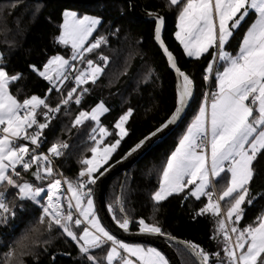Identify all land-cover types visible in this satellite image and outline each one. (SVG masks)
Wrapping results in <instances>:
<instances>
[{"label": "snow or ice", "instance_id": "6c2138e0", "mask_svg": "<svg viewBox=\"0 0 264 264\" xmlns=\"http://www.w3.org/2000/svg\"><path fill=\"white\" fill-rule=\"evenodd\" d=\"M168 3L179 6L175 38L182 45L184 54L195 59L206 54L212 56L204 79L211 78L215 66L221 61L223 70H215L216 91L210 94L211 102L209 104L206 100L203 103L179 146L166 161L159 187L152 199L158 204L169 196L185 193L186 189L185 198H207V203L196 215L211 214L217 217L212 238L222 237L223 247L210 254L200 245L186 242V247L196 258V264H264V214L252 224L238 226L243 218L242 205L252 203L249 185L254 176L253 161L259 153L264 152V0H168ZM250 15H254L255 19L233 55L225 50L226 46ZM63 16L58 42L70 45L71 58L55 55L48 59L42 69L30 66L49 82L50 94L53 90L61 91L64 81L69 79V70L74 67L73 61L79 59L81 63H86V68L76 69V87H72L56 107H51L46 97L32 95L18 99L10 91V86L20 80L22 74H10L3 66L0 55V222H6L9 216L15 217V211L5 199L9 189H16V196L20 200L33 201L41 208L35 223L14 241V246L4 254L0 264H24L20 257L32 254L33 249L41 243L39 237L54 227L79 246V252L89 264H102L91 254V250L104 245L109 246L107 264H113L117 258L119 264H170L156 248L129 245L111 234L101 224L91 198V189H88L89 184L96 183L94 174L107 164L121 140L128 135L125 124L132 116V109H128L115 123L119 138L111 143L104 141L113 133L99 124L100 116L109 111L103 102L90 112L81 111L76 116L73 126L91 120L97 124L93 132H98V136L91 137L94 142L90 148L91 157L81 160L83 168L78 173L80 180L77 183L57 178L62 174L54 171L52 157L63 155L62 150L68 147L67 143L52 144L48 154L37 152L43 130L49 126L52 114L59 112L61 105H68L73 98L76 104H80L88 89L82 88L74 97L77 87L89 82L95 84L109 61L103 55L99 57L102 64L86 58V54L107 43L103 36L89 42L101 24V18L87 15L78 17L71 11H65ZM164 23V18L157 15L154 37L178 77L177 106L172 117L157 132L180 119L194 90V81L178 66L173 53L161 39ZM41 109L46 111H38ZM39 116L44 117V122L38 120ZM145 140L132 151L140 148ZM33 165L35 170L31 175L34 181L41 182V186L22 177L21 170L27 172ZM217 179L226 181V186L222 194L214 199V192L209 189L214 188V180ZM45 181L46 187L43 186ZM64 184H67L68 195L63 194ZM225 200L228 206L223 211L220 201ZM119 210L124 212L123 207ZM118 223L121 229L128 230L130 221L126 216ZM138 224L141 233L163 234L158 224L146 222L143 218L139 219ZM43 243L47 244L48 241Z\"/></svg>", "mask_w": 264, "mask_h": 264}, {"label": "trees", "instance_id": "16d2710c", "mask_svg": "<svg viewBox=\"0 0 264 264\" xmlns=\"http://www.w3.org/2000/svg\"><path fill=\"white\" fill-rule=\"evenodd\" d=\"M141 1L147 10L158 12L165 17L164 40L178 58L180 68L194 81V98L176 132L129 170L121 198L124 213L119 210L121 207L118 202L124 173L116 175L110 181L106 193L107 204L117 222L122 221L125 215L129 217L133 231L139 230L138 221L143 218L146 222L158 224L164 235L198 244L212 254L220 251L223 245L222 237L212 238L217 227V217L211 214L196 215L207 203L206 197H201L200 200L191 196L185 198L186 189L185 193L169 196L158 204L152 199L153 193L159 187L166 161L198 114L200 104L206 96L207 82L204 75L212 56L206 54L200 59H195L184 54L182 45L175 38L179 6L170 5L168 0ZM68 8L76 10L80 15L88 14L101 18L102 22L91 41L103 36L107 45L103 44L94 50L88 59L102 64L99 60L101 55L109 58L104 73L95 84L89 82L77 87V92L82 88L88 89L80 104L72 103L67 110L65 107L61 108L44 133L46 149L54 143H67L68 147L62 150L63 155L57 157V162L65 178L77 183L78 173L83 168L81 160L92 155L90 148L94 146L91 137L94 135L92 131L95 122L86 120L82 125L73 126L76 116L81 111L90 112L103 102L109 111L100 116L99 122L113 133L105 140L106 143H111L119 138L116 135L117 129L114 128L116 121L128 109H132V116L126 123L128 135L121 140L107 164L100 169L102 172L171 116L176 108V80L167 59L154 40L155 23L145 22L133 16L129 3L123 0H103L85 5L67 0H0L2 64L10 74H22V78L10 86V91L18 99L23 100L32 95L46 97L52 107L61 100L63 94L66 96L72 87H76L72 82L63 90H53L49 94V82L30 67L35 65L42 69L55 54L66 57L72 55L69 46L58 42L63 13ZM254 19L255 16L250 15L234 32L227 45L232 53H237L240 42ZM252 167L254 176L249 185L252 203L242 205L243 218L239 227L252 224L258 216L264 214V152L257 155ZM34 170L35 165L27 172L21 170L22 177L41 186L40 181L33 180L31 172ZM100 172L96 173V177ZM46 184L47 181L43 182V186ZM225 186L226 181L215 180L219 193ZM88 187L93 193V184ZM210 191L214 192L216 199L215 188L210 187ZM6 197L9 207L15 211V217H12L15 225L5 237L1 251L10 250L14 241L28 231L41 213L40 206L35 202L20 200L16 196V189H9ZM221 203L222 210L226 211L227 200ZM39 239L41 243L33 249L32 254L20 257L24 264H89L79 252V246L62 235L59 229L54 227L52 231L44 232ZM45 240L48 241L47 244L43 243ZM108 247L104 245L100 249H93L91 254L102 264H107ZM173 247L182 264H196V259L186 249L176 244H173ZM3 259L4 257L1 260Z\"/></svg>", "mask_w": 264, "mask_h": 264}, {"label": "water", "instance_id": "95a60500", "mask_svg": "<svg viewBox=\"0 0 264 264\" xmlns=\"http://www.w3.org/2000/svg\"><path fill=\"white\" fill-rule=\"evenodd\" d=\"M71 1L73 3L85 5V4H92L95 2L103 1V0H67ZM130 5V11L135 16L136 18L145 21V22H154L156 24V16H161L164 18L165 17L155 11L152 10H147L141 0H123ZM165 27H166V20L164 23V26L161 31V39L164 42V45L168 48L169 51H171L166 44L164 40V33H165ZM154 40L157 44V46L160 48L162 53L164 54L165 58L167 59L166 54L163 51V48L161 47L160 43L155 39ZM173 53V51H171ZM174 57L177 60L178 66V58L176 55L173 53ZM169 65V63H168ZM180 67V66H179ZM170 68V65H169ZM170 70L174 73L175 75V87H176V106H177V84H178V77L173 69L170 68ZM184 71V70H183ZM185 72V71H184ZM186 73V72H185ZM187 74V73H186ZM195 90V89H194ZM194 90H193V96L191 97L188 105L186 106L184 112L181 114L180 119H178L175 123L169 124L167 127L163 128V131L157 132V129H160L163 125L167 123V121L172 117L173 113L171 116L163 123L161 124L157 129H155L153 132H151L149 135L146 137H150V139L145 140V143L140 147L137 148L136 151H132L134 146L128 153H126L120 160L116 161L109 167H107V171L103 170V175H99L96 179V183L93 184V197H94V203L96 207V211L104 224V226L110 231L111 234H113L117 239L127 242V243H142L146 245H151L162 251L165 256L168 258L170 261V264H182V261L173 247V244H176L178 246L183 247L186 249L188 252L190 250L186 247V242L177 239L175 237H170L164 234H144L141 233L139 230L138 231H133L131 229V221L128 216H126L130 223H129V228L127 231L121 229L119 227V223L115 220L113 217L109 206L107 204V198H106V193H107V188L110 183V181L118 174L124 173L123 175V180L120 186V191H119V204L121 207V198H122V190L124 186V182L126 179V176L129 172V170L134 167L139 161H141L148 153H150L154 148H156L159 144L163 143L166 139H168L180 126L182 121L184 120L185 116L187 115L191 104L193 102L194 98ZM175 111V110H174ZM152 133H156V135H152ZM141 140V141H142ZM140 141V142H141ZM139 142V143H140ZM138 143V144H139ZM124 213V212H122ZM191 253V252H190ZM194 257V255H192ZM195 258V257H194ZM196 259V258H195Z\"/></svg>", "mask_w": 264, "mask_h": 264}, {"label": "built area", "instance_id": "2783aa9c", "mask_svg": "<svg viewBox=\"0 0 264 264\" xmlns=\"http://www.w3.org/2000/svg\"><path fill=\"white\" fill-rule=\"evenodd\" d=\"M102 45H103V44H102ZM105 45H107V43H105ZM90 54H91V53L86 54V58H87V59H88V57H89ZM72 63H73V65H74V67H73L72 69L69 70V72H68L69 79H67V80L64 81V84H63L62 90H63L67 85H69L70 83H72V82L75 83L74 77H75V75L77 74L76 69H84V68H86V63H81L79 59L76 60L75 62H72ZM219 64H220V62H219ZM219 64L215 66V68H214V72H213L211 78L208 79V80H206V82H207V101H208V103L211 102V95H210V94L213 92V85H212V84H213L214 79L216 78V76H215V70L219 68ZM205 75H206V73H205ZM205 75H204V76H205ZM80 92H81V90L78 91L77 94H79ZM77 94H76V95H77ZM65 97H66V96H64V94H63L61 100H62L63 98H65ZM82 98H83V96H82ZM82 98H81V99H82ZM61 100H60L57 104H60ZM72 103H75V102H74V98H73V100H72L71 102H69L68 105H61V108L65 107L66 110H67L68 107H69ZM57 104H55V105L52 106V107H56ZM57 114H58V112H57V113H53V114H52V116H53L52 119H55V118L57 117ZM52 119H51V120H52ZM38 120H40V122H44V117H43V116H39V117H38ZM45 130H46V128L43 130V136L41 137V144H40V147L37 149V152H38V153L48 154V149L44 148V144H45L44 133H45ZM30 131H31V130H30ZM25 143H27V142H25ZM29 146L32 147L31 145H29ZM52 161H53L54 171H55L57 174H62V175H58L57 178H60L61 180H64V179H65V176L63 175L62 169H61V167L59 166V164H58V162H57V157H52ZM79 180H80V177L78 178V181H79ZM46 186H47V184L45 185V187H46ZM62 189H63V194H64V195H68V193H67V191H66V190H67V184L62 185ZM5 199H6V202H7V197H6V195H5ZM14 225H15V223L13 222V219H12L11 216H9V218L7 219L6 222H0V247H2L3 244L5 243L4 239H5V237L10 233V231L13 229ZM8 251H9V250H8ZM8 251H5V250H4V251H1V250H0V260L4 257V254H6Z\"/></svg>", "mask_w": 264, "mask_h": 264}, {"label": "rangeland", "instance_id": "374dc122", "mask_svg": "<svg viewBox=\"0 0 264 264\" xmlns=\"http://www.w3.org/2000/svg\"><path fill=\"white\" fill-rule=\"evenodd\" d=\"M65 11H71V12H75L76 14H77V16L78 17H83V16H85V15H87V16H91V17H97V16H95V15H88V14H84V15H80L76 10H74V9H66ZM99 18V17H98ZM63 22H64V19H63ZM63 24V23H62ZM98 28V27H97ZM97 30V29H96ZM61 31H62V28H61ZM95 32L96 31H94L93 32V34H92V36L89 38V42H92V41H94V40H92L91 41V39H92V37L94 36V34H95ZM69 47H70V45H69ZM71 48V47H70ZM226 51H228V52H230L231 53V51L227 48V46H226V49H225ZM55 55H61V56H64V55H62V54H55ZM55 55H53V56H55ZM53 56H51V57H53ZM50 57V58H51ZM66 59H70L71 58V56L70 57H66V56H64ZM95 62V61H94ZM223 65V62L221 61L220 62V64H219V68H218V70L219 71H221V66ZM215 80H216V78L214 79V81H213V92H215L216 90L214 89V84H215ZM207 90V89H206ZM207 100V91H206V96H205V98L203 99V101H202V103L200 104V107L203 105V103L205 102ZM210 104V103H209ZM200 107H199V109H200ZM198 112H199V110H198ZM118 121V120H117ZM116 121V122H117ZM192 123V122H191ZM190 123V124H191ZM99 124H100V122H99ZM100 126H102V125H100ZM104 127V126H103ZM94 128H97V124H96V122H95V127ZM106 128V127H105ZM125 128H126V124H125ZM118 131V130H117ZM93 132V131H92ZM93 134L94 135H97L98 136V132L97 133H94L93 132ZM106 140V139H105ZM105 142V141H104ZM106 143V142H105ZM113 154V153H112ZM90 158V157H89ZM109 161V160H108ZM106 164H104L103 166H105ZM95 176H96V173L94 174ZM189 187H191V186H189ZM88 189H90L89 187H88ZM88 189H85V191H87ZM91 198L93 199V202H94V197H93V193L91 192ZM94 207H95V203H94ZM95 210H96V207H95ZM110 211H111V213H112V209L110 208ZM96 213H97V211H96ZM112 215H113V213H112ZM97 216H98V218L100 219V217H99V215H98V213H97ZM100 222H101V224L104 226V224L102 223V221H101V219H100ZM107 229V228H106ZM108 230V229H107ZM121 241V240H120ZM122 242H124V241H122ZM124 243H127V242H124ZM127 244H129V245H139V246H141V247H145V248H147V247H153V248H156V247H154V246H151V245H146V244H142V243H127ZM157 249V248H156ZM108 250H109V247H108ZM158 251H160L159 249H157ZM162 254H164L162 251H160ZM165 255V254H164ZM166 257V256H165ZM167 258V257H166ZM168 259V258H167ZM113 264H119V258H117V261H114L113 262Z\"/></svg>", "mask_w": 264, "mask_h": 264}, {"label": "crops", "instance_id": "0c3cea01", "mask_svg": "<svg viewBox=\"0 0 264 264\" xmlns=\"http://www.w3.org/2000/svg\"><path fill=\"white\" fill-rule=\"evenodd\" d=\"M232 53V52H231ZM233 55H235L236 53H232ZM0 55H1V51H0ZM222 68H221V71L223 70V65L221 66ZM214 89L216 90V80H215V84H214ZM186 132V131H185ZM185 134V133H184ZM183 137V136H182ZM181 137V138H182ZM181 140V139H180ZM180 142V141H179ZM179 146V143L177 144V147ZM176 147V148H177ZM176 148H175V150H176ZM174 150V151H175ZM173 151V152H174ZM214 188H215V193H216V198H218L219 197V195H221L222 194V192H223V190L219 193V191L216 189V187H215V180H214ZM210 190V189H209ZM222 201H220V203H221ZM222 204V203H221ZM221 207H222V205H221Z\"/></svg>", "mask_w": 264, "mask_h": 264}]
</instances>
